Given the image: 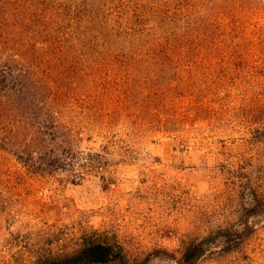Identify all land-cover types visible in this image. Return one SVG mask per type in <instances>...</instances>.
Listing matches in <instances>:
<instances>
[{
	"label": "trees",
	"instance_id": "trees-1",
	"mask_svg": "<svg viewBox=\"0 0 264 264\" xmlns=\"http://www.w3.org/2000/svg\"><path fill=\"white\" fill-rule=\"evenodd\" d=\"M256 5L0 0V153L12 150L31 173L65 170L105 178L106 156L79 150L75 133L180 131L183 121L196 118L227 86L231 18L234 26L245 27L261 10ZM239 54L242 63L235 70L242 73L249 51ZM75 99L84 107L67 115V106L77 107ZM259 128L264 139V124ZM262 214L264 196L254 191L235 223L189 241L179 256L156 249L131 258L116 240L92 234L75 250L39 255L32 264H198L242 250Z\"/></svg>",
	"mask_w": 264,
	"mask_h": 264
},
{
	"label": "rangeland",
	"instance_id": "rangeland-1",
	"mask_svg": "<svg viewBox=\"0 0 264 264\" xmlns=\"http://www.w3.org/2000/svg\"><path fill=\"white\" fill-rule=\"evenodd\" d=\"M253 1L261 10L245 27L231 18L227 86L180 131L96 137L74 127L79 150L106 156L105 178L31 173L12 150L0 153V264L71 252L92 234L116 240L131 258L156 249L179 256L189 241L235 223L254 191L264 196V0ZM242 50L249 58L238 73ZM75 104L67 102V115ZM255 223L242 250L198 264H264V214Z\"/></svg>",
	"mask_w": 264,
	"mask_h": 264
}]
</instances>
